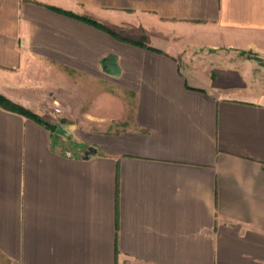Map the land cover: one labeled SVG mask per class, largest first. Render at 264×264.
<instances>
[{"label": "crops", "instance_id": "1", "mask_svg": "<svg viewBox=\"0 0 264 264\" xmlns=\"http://www.w3.org/2000/svg\"><path fill=\"white\" fill-rule=\"evenodd\" d=\"M0 92V264H264V0H0Z\"/></svg>", "mask_w": 264, "mask_h": 264}, {"label": "rangeland", "instance_id": "2", "mask_svg": "<svg viewBox=\"0 0 264 264\" xmlns=\"http://www.w3.org/2000/svg\"><path fill=\"white\" fill-rule=\"evenodd\" d=\"M67 90L69 91V93L66 97L73 98L75 100L77 98L80 99L81 107H86V109H89V111L91 110L92 106L100 108L105 107L108 108V110H111L112 108L116 109V107H114L111 103L109 104L107 102V99L103 98L104 93L100 96L98 95V93L102 91V84L96 83L95 81H88L87 78H81L78 76L76 80L73 81L72 86ZM63 114L64 111L61 108V111L58 113L57 117H54L55 121L60 120Z\"/></svg>", "mask_w": 264, "mask_h": 264}, {"label": "trees", "instance_id": "3", "mask_svg": "<svg viewBox=\"0 0 264 264\" xmlns=\"http://www.w3.org/2000/svg\"><path fill=\"white\" fill-rule=\"evenodd\" d=\"M53 9L58 10V11H60L62 13H65V14L80 18L82 20H85V21H87V22H89V23H91V24H93V25H95L97 27H100V28H102L104 30H107L108 32H110V33L114 34L115 36L119 37V35L116 34L113 30H111L106 25H104L103 23L99 22L98 20H96L94 18H91V17H88V16L79 15V14H76L74 12H71V11H68V10H64V9H61V8H58V7H53ZM140 43L145 45L144 42H140ZM152 49L157 50V51L160 52V50H158V49H155V48H152ZM0 106H2L4 108H7V109H10V110H13V111H16V112H19V113H22V114H24L26 116H29V117H31V118H33V119L45 124V125H48L49 121H47L45 118H43L40 114L28 109L27 107H25V106H23V105H21L19 103H16V102L12 101L11 99L6 97L1 92H0ZM70 144L68 145V147L67 146H65V147L67 149L72 150V149L76 148V146H77L74 143H70Z\"/></svg>", "mask_w": 264, "mask_h": 264}, {"label": "water", "instance_id": "4", "mask_svg": "<svg viewBox=\"0 0 264 264\" xmlns=\"http://www.w3.org/2000/svg\"><path fill=\"white\" fill-rule=\"evenodd\" d=\"M48 126L52 129V131H55L58 127L57 123L54 122H48ZM97 152V147L94 145H89L85 150L82 151V157L88 158L90 155L95 154Z\"/></svg>", "mask_w": 264, "mask_h": 264}, {"label": "built area", "instance_id": "5", "mask_svg": "<svg viewBox=\"0 0 264 264\" xmlns=\"http://www.w3.org/2000/svg\"><path fill=\"white\" fill-rule=\"evenodd\" d=\"M61 111V108L60 107H56L55 108V115H54V117H57V115H58V113Z\"/></svg>", "mask_w": 264, "mask_h": 264}]
</instances>
